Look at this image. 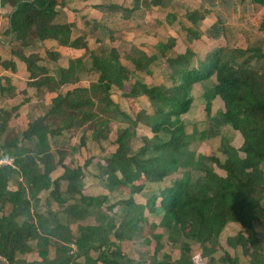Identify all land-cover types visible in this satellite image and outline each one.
Listing matches in <instances>:
<instances>
[{"label":"trees","instance_id":"16d2710c","mask_svg":"<svg viewBox=\"0 0 264 264\" xmlns=\"http://www.w3.org/2000/svg\"><path fill=\"white\" fill-rule=\"evenodd\" d=\"M251 1L256 8L264 5V0ZM57 4L15 0L7 30L11 55L26 63L27 85L55 95L23 128L13 123L21 105L0 108V160H12L0 164V255L10 264H148V256L149 264H193L192 247L199 245L201 257L208 258L204 264H241L237 249L253 254L261 240L258 232L264 235V36L254 45L216 46L201 55L192 47L174 52V38L159 42L155 54L134 47L120 54L99 38L91 48L87 31L74 37L75 24L58 21ZM207 13H186L191 25L181 24L188 35L220 34L218 24L207 30L200 26ZM167 19L172 23L176 18L169 14ZM256 29L264 33V15ZM38 40L58 44V51L46 50L56 65L68 48L80 50L81 56L60 67L56 79L39 64L45 57L36 52ZM87 58L97 79L76 85L89 71L83 63ZM0 65L17 68L14 60L1 56ZM158 71L161 81L155 79ZM0 82L3 98L17 95L10 77ZM67 84L74 86L62 94ZM202 84L209 86L199 94L206 119L213 101H222L221 157L200 151L210 122L187 124L183 118L196 105ZM116 93L119 101L113 98ZM143 128L152 136L141 137L136 150ZM77 129L81 134L75 144V136L66 132ZM237 132L240 147L232 143ZM89 139L103 150L105 140L110 145L102 152L103 169L95 174L104 183L98 184L100 191L96 185L94 191L85 189L92 160L80 164L75 156ZM110 200L113 204L104 208ZM114 206L120 209L111 215ZM232 224L234 234L226 235L235 255L222 244ZM136 237L145 247L165 237L180 257L165 253L160 259L145 248L134 260L124 243ZM73 242L77 248L71 253ZM250 264H264V254Z\"/></svg>","mask_w":264,"mask_h":264},{"label":"rangeland","instance_id":"374dc122","mask_svg":"<svg viewBox=\"0 0 264 264\" xmlns=\"http://www.w3.org/2000/svg\"><path fill=\"white\" fill-rule=\"evenodd\" d=\"M145 2V1H144ZM173 2L175 4H173ZM148 1L146 0L145 5L143 6L144 8H148L147 6ZM177 9H176V8ZM168 8L171 9V11H168L169 13H173V11H177L178 18H176V23L172 24V27H168L169 25L163 27V22L162 20L159 21L157 16L153 18V22L147 23H142L144 27H142L143 32H147L146 30L152 29L153 24L157 28H162L163 30L157 34H155L157 37L162 38L163 40H169L170 38H174L177 40L174 52L176 53H182L184 52L188 47H192L193 50H196L198 55L203 54L205 51L210 50L216 46H226V45H235L237 47H246L248 45H254L259 41V39L262 40V36H264V33H260L256 29V23L258 21V18L264 14V5L260 8V5L256 8L251 0H176L172 1L171 4L168 6ZM195 9H201V10H207V16L204 18L200 26L204 29L207 30L211 28L212 25L218 24L220 31V34L214 37H210L209 35H201L199 39H197L193 35H188L187 31L182 27L181 20L184 19V16L186 15L187 12L195 10ZM154 11V10H153ZM168 13V14H169ZM167 14V15H168ZM136 18V20H138ZM165 22L171 21L167 20V17L164 19ZM169 24H171L169 22ZM107 28L103 29V36H107L109 32H111L112 28L116 26L114 23H108L106 24ZM147 26V27H146ZM150 26V27H148ZM171 30V31H170ZM128 31V30H127ZM132 32V31H128ZM150 32H153V30H150ZM260 40V42H261ZM92 74H94V71L91 72H84V76L86 80H89L92 78ZM161 72H156L155 73V79L158 81L162 80L161 77ZM95 76V75H94ZM201 91H209V86L206 84H202L201 86L197 87V96L201 93ZM113 97L116 100H120L119 94L116 93L113 95ZM22 98H26V95L23 92H20V96L18 98L14 99H9L4 103L5 108H12L14 105H21L19 109V118L17 116L14 118L13 123L15 126L18 128H23L26 126V121L30 120L31 113H28L26 111L25 107H22L23 103L20 102ZM5 99V98H4ZM7 99V98H6ZM201 95L197 98V103L194 106V108L187 114L183 115L184 120L186 121L187 124H196L200 123L202 120H205V114L203 112V106L200 103L201 100ZM121 101L125 103L124 100L121 99ZM142 104H148V101H146L144 98L140 100ZM123 108L130 111L129 108L127 107V104L124 105ZM25 109V110H24ZM28 109V107H27ZM43 109V107H41ZM223 110V105L222 101L218 98H216L213 101V110L211 113L210 117H207V124L209 125L210 122V128L207 134V137L201 143L200 145V151L205 154L209 155L211 153L216 154L217 156L221 157L222 152L221 148L223 146V139L221 138V133H220V127L224 126L223 120L221 117V113ZM27 112V113H26ZM204 126H201L203 128ZM140 134L136 141H135V146L134 148L137 150L138 146H140L141 143V137H144L145 135H150L152 136V132L149 129L143 128L139 130ZM224 132L227 134L229 131L225 128ZM73 134L75 136V142L77 144L79 143V137L81 134V129L73 130V133L70 131L66 132V135ZM233 145L236 147H240L242 144V137L241 135L237 132L235 135V138L233 139ZM105 150L102 149L100 144L96 143L92 139H89L87 147H84V151L82 152V159L90 158L92 160L90 166L93 167L94 163L95 164H100L103 162L102 158L105 151H108L110 148L109 141L105 140L103 142ZM89 149V150H88ZM103 150V151H102ZM86 155V156H85ZM89 166V168H90ZM216 169L219 171V168L216 166ZM84 175V174H83ZM88 183H90L89 187L93 185V187L96 185L97 186V191L101 190V186L98 187L99 185H104L103 180L102 183L98 178H89L87 180ZM150 193H154L155 185H150L148 187ZM91 189V188H90ZM128 190H126L127 192ZM147 193V190H144L142 195L145 196ZM113 201H115V198H112ZM112 200L107 201L106 203L103 204L104 208L106 206L112 205ZM120 209V206H114V208L111 211L112 213L116 214V210ZM235 225L232 224L230 228L227 230L225 233L223 239H222V244L224 245L225 248L228 249L229 253L231 255H235L236 252L232 247H229L227 244V235H232L235 232ZM227 234V235H226ZM261 240L258 248L256 251L253 252V254H247L244 251V248L241 246L237 249V252H239L240 256V262L241 264H250V259H252L255 255L258 257V254H264V235L260 234V231L258 232ZM142 240L140 238H135L130 242H125L124 243V249L127 255L134 259L138 260L139 257H141V252H144V249H148L149 254L152 256L153 253L156 254L158 258H162V256L167 253L175 258L180 257L179 250L177 251L172 245L168 244L166 242V238L164 237L160 242L158 243L156 239L152 240L151 244L146 245L145 243L141 242ZM250 247V246H249ZM248 246L246 249L249 248ZM193 257H195L196 263L197 264H204L208 258H202L201 257V247L199 245H193L192 247V253ZM190 254V259L192 260L193 264L195 261L191 258ZM93 256L96 257V253H93ZM31 258V255H30ZM151 259L149 256L147 257V263L149 264Z\"/></svg>","mask_w":264,"mask_h":264},{"label":"crops","instance_id":"0c3cea01","mask_svg":"<svg viewBox=\"0 0 264 264\" xmlns=\"http://www.w3.org/2000/svg\"><path fill=\"white\" fill-rule=\"evenodd\" d=\"M147 1L148 8L143 7L146 3V0H58L57 5L58 7L60 6L58 21L74 23V37L78 36L84 31H87V41L91 48H95L99 45V43L96 42V38H99L103 44H106L109 47L117 48L120 54L128 52L131 47L142 48L149 54H155L158 51L156 48L158 43L161 41H167L155 35L157 34V32L160 33L163 29L160 27L157 28L153 24L152 29L148 28V30H146L147 32H143L142 27H144V25L142 23L148 24L149 22H153V18L157 16L159 17V21L162 20L163 27L167 25H169V28L172 27V24L176 23V19L173 20L171 24H169V22H165L164 19L168 17L169 14H172L168 12L171 11L168 6L172 1L176 0ZM173 4L175 3L173 2ZM14 6L15 0H0V56L4 60H14L17 67L16 70L13 71L10 69H6L2 65H0V79L4 78V76L11 78L17 92V95L14 97L15 99L20 96V92H26V94L24 93L26 95V98H22L20 102L23 103L22 107H25L26 111L28 113H31L30 117L32 119L43 113V109H41V107H43V103H48L49 100L55 95V93L47 91H37L35 88L29 87L27 85L28 71L26 68V63L17 59L10 53L12 36L11 34H7V30L10 27L11 14L15 9ZM261 7L262 6H260V8ZM173 13L174 18H178L177 11L175 10L173 11ZM139 16L140 18L136 20V18H138ZM87 22L90 23L93 28L96 27L94 32L89 30V27L86 25ZM182 22H186L188 25H191V23L186 21L185 18L181 20V23ZM108 23H114L116 24V26L112 28L111 32L106 34L107 36H103L104 34L102 28L106 29V24ZM127 30L132 32H128ZM150 30H153V32H150ZM36 43V52H38L40 56L45 57V59L39 64L44 65L48 69H50L56 79L60 78V67H66L68 65L69 59L81 56L80 50L68 48L62 52L61 58L58 61V65H56L54 61H51L47 57L46 50L49 49L58 51V44L50 41L42 42L39 40ZM31 51V48L27 49V52L30 53ZM83 63L89 69V71L87 70L85 72L93 71L90 70L91 62L89 58L85 59ZM96 75V72H94V74L91 75L92 78L86 80L84 79L85 76L83 73L80 77V82L76 85L88 86L91 82L97 79ZM72 86L74 85H65L62 89V94H65L68 90H70ZM2 95L3 93L0 91V108H5L6 106H4V103L9 99L11 100L14 98L4 99ZM17 118H19V116H17ZM74 143L77 144L75 140ZM84 149L85 148L80 149V151H78L79 153L75 155L77 161L80 162V164H83L84 161V159L81 158ZM102 155L103 157L105 156L104 154ZM101 163L104 164V162ZM101 163H94L93 167H88L87 173L84 176L85 183L89 178H97L95 177V174L103 169ZM58 174L59 171L57 172V175ZM89 185L90 183L87 182L85 189L87 187L88 192L94 191L93 185H91L90 187Z\"/></svg>","mask_w":264,"mask_h":264},{"label":"built area","instance_id":"2783aa9c","mask_svg":"<svg viewBox=\"0 0 264 264\" xmlns=\"http://www.w3.org/2000/svg\"><path fill=\"white\" fill-rule=\"evenodd\" d=\"M12 162V160H6V159H2V160H0V164H2V163H11ZM71 246H72V251H71V253H74V251L76 250V244L73 242L72 244H71Z\"/></svg>","mask_w":264,"mask_h":264},{"label":"water","instance_id":"95a60500","mask_svg":"<svg viewBox=\"0 0 264 264\" xmlns=\"http://www.w3.org/2000/svg\"><path fill=\"white\" fill-rule=\"evenodd\" d=\"M0 264H10L9 261L0 255Z\"/></svg>","mask_w":264,"mask_h":264}]
</instances>
